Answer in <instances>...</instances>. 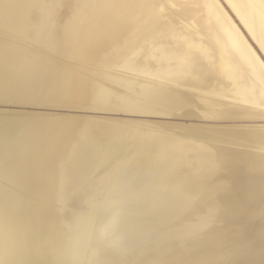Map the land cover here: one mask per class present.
I'll list each match as a JSON object with an SVG mask.
<instances>
[{
	"label": "bare ground",
	"instance_id": "obj_1",
	"mask_svg": "<svg viewBox=\"0 0 264 264\" xmlns=\"http://www.w3.org/2000/svg\"><path fill=\"white\" fill-rule=\"evenodd\" d=\"M90 1L94 9L119 2ZM224 1L264 54V0ZM48 10L46 0H0V104H31V89L44 106L84 104L73 60L57 61L37 45ZM85 17L82 9L66 22L62 54L78 56ZM46 65L57 71L54 78L45 77ZM93 65L83 108L176 119L264 109V63L219 0L148 2L141 22ZM37 115L24 120L0 109L5 177L17 166L10 155L32 153L54 129L52 115ZM213 139L178 126H81L60 167L66 244L42 251L26 220L25 242L13 243L0 229V261L23 264L31 255L45 264H264V175L245 173L264 171V127L250 129L249 138H226L230 151ZM37 171L27 184H5L13 194L0 197V226L12 208L22 209L21 187L33 191ZM237 176L246 179L232 183Z\"/></svg>",
	"mask_w": 264,
	"mask_h": 264
},
{
	"label": "rangeland",
	"instance_id": "obj_2",
	"mask_svg": "<svg viewBox=\"0 0 264 264\" xmlns=\"http://www.w3.org/2000/svg\"><path fill=\"white\" fill-rule=\"evenodd\" d=\"M219 1L237 23L249 44L264 63V54L258 43L252 38L250 33L243 28L225 1ZM46 2L48 3L49 10L47 16L44 18L43 39L41 42L37 43V45L44 51H48V53L52 54L58 59L57 61H61V58L66 59L68 62L73 60V66L78 70L75 74L78 92L80 94L79 100L84 104L80 106L77 105L78 107H76L70 105V103L66 101H61L58 102L59 106L57 107L44 106L40 104L43 102L41 92H36L34 89L28 92V97L32 99L31 104L23 105L22 107L0 104L1 110L20 112V114L24 116V120H26L27 117L32 118L38 116L37 114L44 116L52 115L49 118L55 120L53 121L54 129L52 131L48 129L47 133L45 132L41 135L39 140L36 141L32 153L28 152L21 158H17V156H15L16 154L9 156L15 165H17L11 173V177H5L3 163L0 162L1 198L13 194L11 187L5 188V184H11L13 180H18L19 182H25L26 180L27 182H25V184H27L31 181L29 177H32L31 171L35 170L36 167L38 168V179L34 181L35 187L31 188L33 191H28L27 187V189L23 186L21 187V190L26 192V194H21L22 196H20L23 201L22 209L12 208L11 217L0 226L1 230L11 234L13 243H19L20 241L25 242L29 239L23 228L24 222L30 220L33 225V235L38 239L37 243L42 251L51 246L57 247L60 251L66 244L69 227L63 219V212L66 210V207L59 200V192L61 189L60 167L68 157L67 151L76 139L78 129L85 124H140L143 128L147 125L168 128L178 126L180 129L194 131L205 137L213 136V146L217 148L224 147L229 151L231 145L225 140L226 138H249L250 129L254 127H264V109L261 107L234 108L227 112L229 114L225 118L216 119H176L166 116H157V118H153L145 115H133L122 112H102L83 108L82 106H89V88L94 79V62L103 51L107 50L111 43L119 41L131 27L141 22L145 5L148 2L156 4L158 0H119V2L111 6L101 7L97 4L95 9L94 3L90 0H46ZM82 9L84 13L87 14V17H85L87 19L86 22L80 26V38L74 44L78 56L62 54L61 33L63 30L66 31L68 29L65 25L66 22L71 20L72 16ZM94 10V13H99L97 20H94L95 17L93 18L92 16ZM46 67L49 68V71L45 77L54 78L57 72L55 68L48 65H46ZM39 89H41V87ZM89 167L92 168V166ZM245 173L264 175V171L247 170ZM245 179L246 178L241 176L232 177L231 182L239 184ZM250 179L251 181H255L256 178ZM242 196L243 195H241V197ZM15 197H19V195L16 193ZM73 217V212L67 214V219H73ZM3 253V256H5L6 253L4 251ZM262 255H264L263 252ZM27 257L26 262L23 264H45L41 258H34L31 255ZM36 259L37 261H35ZM7 262V259H3L0 261V264H7Z\"/></svg>",
	"mask_w": 264,
	"mask_h": 264
}]
</instances>
